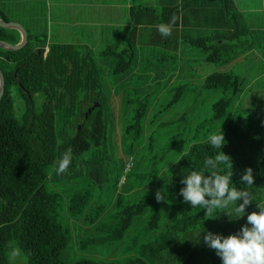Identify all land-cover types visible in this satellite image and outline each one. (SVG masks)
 <instances>
[{
	"label": "trees",
	"instance_id": "obj_1",
	"mask_svg": "<svg viewBox=\"0 0 264 264\" xmlns=\"http://www.w3.org/2000/svg\"><path fill=\"white\" fill-rule=\"evenodd\" d=\"M218 1L232 22L230 30L210 38L190 39L188 44L207 54L205 62L225 65L251 52L254 44L249 40L252 33L233 0ZM0 19L9 22L1 10ZM131 30L125 27L116 35L115 42L101 53L113 58L114 75L129 72L134 64L136 51L130 38ZM28 39L36 44V51L0 49V70L5 82L0 100V264L5 263L11 244L23 250L28 264H63L60 256L70 246L71 237L55 220L61 195L49 190L46 183L72 179L73 175L56 174L58 162L69 148L73 162L66 172L86 169L87 177L95 184L101 187L107 183L105 99L95 92L98 89L96 65L93 61L86 62L74 46L51 43L44 54L45 40L30 33ZM0 40L16 45L20 34L13 29L0 28ZM203 83L207 90L223 91L224 96L212 106V118L218 120L229 109L231 100L237 98L243 81L230 73H213L206 76ZM12 88L21 100L20 119L15 115ZM36 95L44 98L38 114L32 110ZM96 103L99 106L88 113ZM144 113L141 107L134 117L136 123ZM57 122L61 128L56 133ZM221 131L227 142L221 151L232 164V185L253 198L244 216L233 219L223 212L227 210H214L209 216L205 209L193 208L183 201L180 195L185 187L183 178L192 171L202 170L204 160L217 154L208 140L193 144L169 169L170 189L165 199L157 201L156 194H149L108 216L107 226L101 224L96 228L95 232L103 235L90 241H108V246L114 249L128 238L137 218L145 216L147 220L148 235L135 236L126 247L136 255L134 258L108 260L102 264H222L216 250L209 248L203 237L207 233L223 237L238 233L246 224L247 215L259 212L257 204L264 206V110H253L235 118ZM248 168L254 176L251 188L241 179ZM47 169L53 171L52 175ZM156 178L157 172L152 169L141 182L146 188H153ZM88 202L86 191L75 193L68 211L81 214ZM241 203L243 201L238 200L236 206ZM102 208L101 205L96 207L85 222L90 225L98 222Z\"/></svg>",
	"mask_w": 264,
	"mask_h": 264
},
{
	"label": "rangeland",
	"instance_id": "obj_2",
	"mask_svg": "<svg viewBox=\"0 0 264 264\" xmlns=\"http://www.w3.org/2000/svg\"><path fill=\"white\" fill-rule=\"evenodd\" d=\"M16 1L0 0V10L9 22H16L32 31L46 28L47 32L39 31L35 35L47 42L54 41L55 24L61 21L64 11L50 12L41 4L36 9H27L16 5ZM250 7L251 11L241 12L246 17L247 29L252 33L249 40L253 42L254 49L225 65L205 62V52L182 43V52L187 46L193 55L184 56L176 66L170 44L169 48L166 45L152 46L144 37L143 42L137 46L131 70L114 75L113 58L101 56V53L116 38L113 36L111 43L96 45L89 33H85V44L80 43L77 50L86 62L93 61L96 64L98 89L95 92L105 99L107 183L101 187L95 184L87 177L86 169H76L71 174L65 172L66 177L73 175L70 181H47L46 187L61 195L55 210V220L71 237V244L62 252L60 262L74 264L89 261L102 264L108 260L134 258L136 255L126 247L135 236L148 235L145 216L136 219L128 238L114 249L108 246V241H90L103 235L96 233V228H100L101 224L107 226L108 216L138 203L149 194L160 192L168 196L169 169L191 145L208 140L210 135L217 133L235 118L253 110H264V11L261 0H250ZM211 36L209 31L208 37ZM72 38L68 37L67 43L77 45ZM190 38L197 36L191 34ZM213 73H230L243 81L237 98L231 100L229 109L218 120L212 118V106L224 96L223 91L207 90L203 83L205 77ZM12 92L15 115L20 119L21 100L15 88H12ZM43 99L42 95L33 98L32 110L35 114L41 110ZM141 107L145 113L137 125L134 117ZM55 128L57 133L61 128L59 122ZM57 141L60 143V137H57ZM152 169L156 170L157 178L153 188H146L141 179ZM47 171L52 175V170ZM82 191L89 194L86 208L81 214L70 213L68 208L71 197ZM100 205L103 206V213L98 222L94 225L85 222L86 217L90 213L94 214L95 208ZM10 250L5 254L4 264H8Z\"/></svg>",
	"mask_w": 264,
	"mask_h": 264
},
{
	"label": "crops",
	"instance_id": "obj_3",
	"mask_svg": "<svg viewBox=\"0 0 264 264\" xmlns=\"http://www.w3.org/2000/svg\"><path fill=\"white\" fill-rule=\"evenodd\" d=\"M233 2L241 14L242 10L251 11L250 0ZM15 4L27 9H36L41 4L50 12L64 11L61 21L55 24L54 41L47 42L45 39L44 54L48 52L51 43L72 45L67 43L68 37H73L72 41L77 45L72 46L78 49L80 43L85 44V33H89L96 45L111 43L113 36L116 37L125 27H131L130 38L135 51L144 37H147V42L152 46L166 45L169 48L170 44L172 57L178 66L182 58L193 55L188 48V40L195 39L190 38L191 34L197 38H210L209 31L212 36H218L219 33L229 31L232 25L218 0H17ZM261 4L263 5V0ZM242 16L245 22L246 17ZM173 17L176 20L172 35L162 37L158 25L168 24ZM25 28L33 36H37L35 34L39 31H46V28H33V31L26 26ZM182 43L188 45L184 47V52ZM35 47L37 50L36 44Z\"/></svg>",
	"mask_w": 264,
	"mask_h": 264
},
{
	"label": "clouds",
	"instance_id": "obj_4",
	"mask_svg": "<svg viewBox=\"0 0 264 264\" xmlns=\"http://www.w3.org/2000/svg\"><path fill=\"white\" fill-rule=\"evenodd\" d=\"M176 18L173 17L168 24L158 25V31L162 37L172 35V27ZM209 146L216 150L214 157H207L203 162L200 171H192L186 175L182 183L185 185L181 189L180 195L185 203L191 207H200L206 210V214L211 216L214 210H227L231 218L239 220L245 214L246 206L253 202L249 193L237 191L232 185V164L230 158L223 154L221 149L226 145L224 133L221 129L208 138ZM73 162V152L69 148L58 162L56 174L65 173ZM222 166H224L222 168ZM205 173H210L207 175ZM248 188L254 184V176L251 168L245 170L241 177ZM206 197L210 199H206ZM165 195L156 193L157 201L165 199ZM242 200L239 206L236 202ZM259 212L247 215L246 224L242 226L238 233L223 237L207 233L203 239L207 246L216 250L222 264H264V206L257 204ZM8 253V264H28L27 256L16 244L10 245Z\"/></svg>",
	"mask_w": 264,
	"mask_h": 264
},
{
	"label": "water",
	"instance_id": "obj_5",
	"mask_svg": "<svg viewBox=\"0 0 264 264\" xmlns=\"http://www.w3.org/2000/svg\"><path fill=\"white\" fill-rule=\"evenodd\" d=\"M0 28L2 29H13L16 30L20 34V41L16 45L9 44L5 41L0 40V49L6 50V51H18L23 48H27L30 51H36V47L34 43H30L28 39V33L25 30L23 26L16 22H6L0 19ZM40 53V50L37 51ZM4 76L3 73L0 70V100L2 99L3 93H4ZM99 104H95V107H92L87 112L89 113L91 110L98 107Z\"/></svg>",
	"mask_w": 264,
	"mask_h": 264
}]
</instances>
